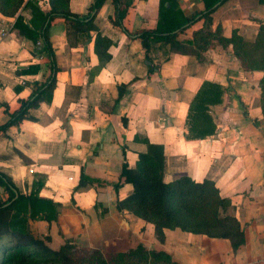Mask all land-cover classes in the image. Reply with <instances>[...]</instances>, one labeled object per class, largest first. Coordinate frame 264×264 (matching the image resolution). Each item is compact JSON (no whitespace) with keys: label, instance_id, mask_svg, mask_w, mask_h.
<instances>
[{"label":"crops","instance_id":"0c3cea01","mask_svg":"<svg viewBox=\"0 0 264 264\" xmlns=\"http://www.w3.org/2000/svg\"><path fill=\"white\" fill-rule=\"evenodd\" d=\"M94 1L68 0L64 6L91 20L89 37L67 38L61 18L49 26L57 69L50 102L41 100L0 130V173L20 194L42 181L38 196L61 205L56 222L29 220L28 228L48 236L52 251L73 241L103 254L141 246L175 264H264V3L224 0L206 23L202 0H169L188 22L179 40L195 47L194 34L203 31L209 45L198 58L156 43L147 60L137 34L155 29L160 0H104L91 13ZM39 4L50 11L49 0ZM23 16L30 18L28 12ZM13 23L0 13V31H8L0 36V128L49 77L47 56L39 57ZM98 36L111 43L105 50L99 46L101 60ZM234 36L247 47L233 43ZM35 64L36 72L22 73ZM205 84L221 94L220 102L206 106L212 131L200 136L189 131L188 111ZM121 85L128 88L119 98ZM145 141L163 149L165 183L207 180L229 200L244 234L236 251L228 239L179 229H164L160 242L152 224L125 208L118 211L117 202L133 188L122 184L115 191L113 185L124 162L135 168L147 151ZM81 172L88 180L79 185ZM5 198L0 190V202Z\"/></svg>","mask_w":264,"mask_h":264},{"label":"trees","instance_id":"16d2710c","mask_svg":"<svg viewBox=\"0 0 264 264\" xmlns=\"http://www.w3.org/2000/svg\"><path fill=\"white\" fill-rule=\"evenodd\" d=\"M202 1L204 10L201 12L200 18L209 23L210 15L224 0ZM259 1L264 3V0ZM9 2L10 0H0V13L3 16L14 18L12 29L16 30L20 37L33 44L41 42L42 46L38 51L45 53L48 58L49 77L37 91L27 99L19 101L18 109L10 115L9 122L0 130L20 121L25 117L28 109L37 106L41 100L46 99L50 102L54 75L57 71L54 52L48 36L52 20L55 18L64 20L67 38L76 35L89 37L92 29L91 20L87 21L88 18H80L68 10H64L68 0H49L50 11H44L40 7L39 0H12V3ZM103 2L104 0H95L90 12H97ZM5 7L11 9L10 13L5 11ZM20 12H28L30 18L27 22ZM124 13H126V9L117 11L118 25H121ZM187 24L183 14L176 10L169 0H160L155 29L137 34L146 53V59L150 60L147 53L156 43L169 45L174 52L194 54L201 58V49L203 50L209 45L203 31L194 34L195 47H192V42L178 38ZM232 42L239 43L240 47H247L235 36L232 37ZM110 44L109 40L98 36L95 52L100 60L102 54L99 46L105 50ZM251 49L255 50L254 47ZM37 70L38 65L35 64L22 70V73L31 74ZM149 70L152 71L151 68ZM126 88L128 85L118 87L119 98ZM220 94L221 88L216 85L205 84L202 86L188 111L190 132H196L200 136L211 133L210 120L205 115L206 106L220 102ZM207 122H209L208 127L211 130H207ZM145 143L147 151L138 155L135 168H130L124 162L121 165L118 181L113 185L115 191L122 184H130L133 188V192L128 197L117 202L118 211L125 208L140 219L152 224L156 238L160 242L164 239V229H179L183 232L202 234L211 238L228 239L232 250L236 251L244 243V234L233 215L229 200L220 198L213 183L207 180L194 182L188 177H180L165 183L162 178L164 171L163 149L161 146L150 145L148 141ZM86 178L81 172L79 185L85 183L88 180ZM11 181L0 173V190L6 195V198L0 202V239L6 237L12 239L3 243V249L6 252L0 264H84L83 262L87 260L90 264H108L114 261L107 260L110 257L124 261L125 258L134 256H162L167 263L175 264L167 254L146 251L141 246L125 253L102 254L99 251L90 250V259L80 261L60 252L61 249L65 250L67 246L71 245L70 241H65L60 250L52 251L47 245L48 236L30 231L28 221L56 222L61 205L38 196V190L42 186L40 180L33 184L32 191L27 194L18 193Z\"/></svg>","mask_w":264,"mask_h":264},{"label":"rangeland","instance_id":"374dc122","mask_svg":"<svg viewBox=\"0 0 264 264\" xmlns=\"http://www.w3.org/2000/svg\"><path fill=\"white\" fill-rule=\"evenodd\" d=\"M42 0H39V2H41ZM9 3H12V0H10ZM7 12L10 13L11 9H9V7H5ZM22 14H24V12H20ZM26 13V12H25ZM264 48V45H263ZM3 241L4 238L0 239V261L3 258V256L5 255V250L3 249ZM69 246H67V248L61 249L60 252L62 253H66L69 255V257L74 258L75 260H82V259H90V250L84 249L81 245H78L77 243H74L73 241H70ZM103 254V253H102ZM114 260L113 263H108V264H169L166 262V260L164 259V257L162 256H157V257H151V256H134V257H127L124 259V261H118L116 260V257H110L107 258ZM84 264H90L89 260L84 261Z\"/></svg>","mask_w":264,"mask_h":264},{"label":"built area","instance_id":"2783aa9c","mask_svg":"<svg viewBox=\"0 0 264 264\" xmlns=\"http://www.w3.org/2000/svg\"><path fill=\"white\" fill-rule=\"evenodd\" d=\"M7 32H8V31H7L6 29L1 30V31H0V36H1V37H5V36L7 35ZM35 46H36V49H37V51H38L39 48L42 46V45H41V42H40V41L36 42ZM37 53H38L39 57L42 56V55H45V53H39V51H38Z\"/></svg>","mask_w":264,"mask_h":264},{"label":"water","instance_id":"95a60500","mask_svg":"<svg viewBox=\"0 0 264 264\" xmlns=\"http://www.w3.org/2000/svg\"><path fill=\"white\" fill-rule=\"evenodd\" d=\"M147 64H149V62L146 61Z\"/></svg>","mask_w":264,"mask_h":264}]
</instances>
